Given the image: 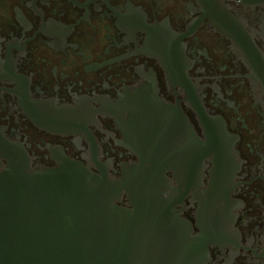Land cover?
Instances as JSON below:
<instances>
[{
	"label": "flooded vegetation",
	"instance_id": "obj_1",
	"mask_svg": "<svg viewBox=\"0 0 264 264\" xmlns=\"http://www.w3.org/2000/svg\"><path fill=\"white\" fill-rule=\"evenodd\" d=\"M7 143L32 168L120 181L145 164L195 236L215 231L207 264H264V0H0Z\"/></svg>",
	"mask_w": 264,
	"mask_h": 264
},
{
	"label": "water",
	"instance_id": "obj_2",
	"mask_svg": "<svg viewBox=\"0 0 264 264\" xmlns=\"http://www.w3.org/2000/svg\"><path fill=\"white\" fill-rule=\"evenodd\" d=\"M162 108L173 110L158 102L148 111ZM191 140L192 156L216 159L213 141L202 143L193 134ZM142 153L152 157L151 151ZM59 161L56 169L32 168L22 148L0 146V264L208 263L215 231L207 227L195 236L145 164L118 181L69 159ZM215 185L207 195V225L218 223ZM124 196L130 208L117 204Z\"/></svg>",
	"mask_w": 264,
	"mask_h": 264
}]
</instances>
